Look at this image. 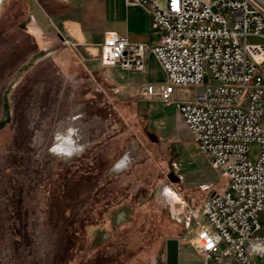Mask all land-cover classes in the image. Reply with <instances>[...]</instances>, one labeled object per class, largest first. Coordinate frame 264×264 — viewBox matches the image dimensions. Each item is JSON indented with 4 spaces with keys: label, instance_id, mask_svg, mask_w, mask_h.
Instances as JSON below:
<instances>
[{
    "label": "rangeland",
    "instance_id": "374dc122",
    "mask_svg": "<svg viewBox=\"0 0 264 264\" xmlns=\"http://www.w3.org/2000/svg\"><path fill=\"white\" fill-rule=\"evenodd\" d=\"M34 6L0 0V264H166L171 238L179 264H206L197 222L225 181L176 106L198 89L178 87L165 101L151 52L145 71H124L100 66V42L94 63L59 40L42 47L27 22ZM99 19L94 0L95 35ZM69 127L86 148L61 159L50 148ZM258 152L251 143L249 158ZM125 154L130 164L113 171Z\"/></svg>",
    "mask_w": 264,
    "mask_h": 264
},
{
    "label": "built area",
    "instance_id": "2783aa9c",
    "mask_svg": "<svg viewBox=\"0 0 264 264\" xmlns=\"http://www.w3.org/2000/svg\"><path fill=\"white\" fill-rule=\"evenodd\" d=\"M126 2L150 15L157 42L132 43L108 31L98 63L145 71L151 52L165 73L167 98L178 87L198 89L195 99L176 106L225 187L201 208L195 250L206 264H261L254 258L264 259V43L248 38L264 40V0ZM251 143L259 145L254 160Z\"/></svg>",
    "mask_w": 264,
    "mask_h": 264
},
{
    "label": "crops",
    "instance_id": "0c3cea01",
    "mask_svg": "<svg viewBox=\"0 0 264 264\" xmlns=\"http://www.w3.org/2000/svg\"><path fill=\"white\" fill-rule=\"evenodd\" d=\"M40 1L42 3H40ZM99 12L98 35L94 34V0H38L31 20L27 21L42 47L63 44L78 58L94 63V42H104L108 31H117L132 43L157 42L152 32L151 17L140 6L126 0H97ZM95 30V31H96ZM68 42V43H67ZM114 69V68H113Z\"/></svg>",
    "mask_w": 264,
    "mask_h": 264
},
{
    "label": "clouds",
    "instance_id": "9594fccd",
    "mask_svg": "<svg viewBox=\"0 0 264 264\" xmlns=\"http://www.w3.org/2000/svg\"><path fill=\"white\" fill-rule=\"evenodd\" d=\"M79 141L80 137L78 131L75 128L69 127L65 132L56 133L55 143L50 148V152L58 158L71 159L85 151L86 145ZM130 162L131 156L125 154L113 165V171L119 172L125 169Z\"/></svg>",
    "mask_w": 264,
    "mask_h": 264
},
{
    "label": "water",
    "instance_id": "95a60500",
    "mask_svg": "<svg viewBox=\"0 0 264 264\" xmlns=\"http://www.w3.org/2000/svg\"><path fill=\"white\" fill-rule=\"evenodd\" d=\"M179 240L175 238L166 241V264H179Z\"/></svg>",
    "mask_w": 264,
    "mask_h": 264
},
{
    "label": "bare ground",
    "instance_id": "6f19581e",
    "mask_svg": "<svg viewBox=\"0 0 264 264\" xmlns=\"http://www.w3.org/2000/svg\"><path fill=\"white\" fill-rule=\"evenodd\" d=\"M164 99H165V101H166L167 96H165ZM165 193H167V195H169L170 200H173L174 195H172L171 191L168 190V192L166 191Z\"/></svg>",
    "mask_w": 264,
    "mask_h": 264
}]
</instances>
